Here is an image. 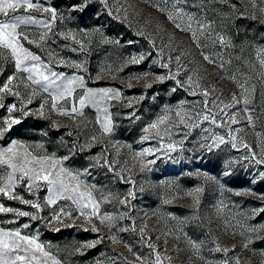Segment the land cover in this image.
<instances>
[{
  "label": "rangeland",
  "instance_id": "374dc122",
  "mask_svg": "<svg viewBox=\"0 0 264 264\" xmlns=\"http://www.w3.org/2000/svg\"><path fill=\"white\" fill-rule=\"evenodd\" d=\"M32 3L0 13L34 21L0 47V230L43 249L0 264H264V3Z\"/></svg>",
  "mask_w": 264,
  "mask_h": 264
},
{
  "label": "snow or ice",
  "instance_id": "6c2138e0",
  "mask_svg": "<svg viewBox=\"0 0 264 264\" xmlns=\"http://www.w3.org/2000/svg\"><path fill=\"white\" fill-rule=\"evenodd\" d=\"M261 3H264V0H261ZM22 6L25 7L26 9H33V8L39 7L37 4H33L32 0H0V13L7 14L8 9L15 10V9H18ZM43 11H51L53 13V19L55 18V10L54 9L44 8ZM261 11L264 12V8H262ZM168 18L173 19V17L171 15H169ZM32 22H34V21H32L31 17H15L11 22L0 21V47H4V48H8V49L12 50L13 54L16 56V67L17 68H19L20 65L24 62V60H22L20 58L21 53L24 54L25 59H27V57L31 56L32 54L27 52V49H24L22 47V45H20L19 38L16 34V28L18 25H21V24L26 25V24H29ZM177 27H179V24H177ZM221 42L223 43L222 38H221ZM32 59L38 60L39 57L32 56ZM140 59H143V57H141ZM205 59H207V57H205ZM261 64H264V60L261 61ZM33 67L35 68L36 65H33ZM44 79H47V77H44ZM160 79H163V77H160ZM11 80H12V77H9L8 83H11ZM71 83H73V81H69V84H71ZM5 90L10 91V89H8V87H7V84H5L3 86V88H0V91H5ZM65 91H68V89H65ZM101 91L105 95H107L110 90L109 89H101ZM84 100H85V98L80 99L81 106L84 105ZM244 103L245 104L249 103L247 98L244 99ZM53 106H55V105H53ZM73 111H76V109L73 108ZM167 119H168V117L166 115L161 116L158 118V120L155 123L149 125V127L150 128H156L158 126V124L164 123V121ZM14 122L18 123L19 121H14ZM8 127H11V124H9ZM103 127H104V130L106 132L110 130L108 124H104ZM145 131H147V129H145ZM14 148H15V144H13L12 147L7 148L4 153H0V165H8L9 167L13 168V171H15L16 166L12 163V161L10 159H3L2 156L6 153L13 152ZM65 159H67V157H65ZM21 171H23V169H21ZM24 174L27 175V173H24ZM38 178L43 179V180H48L47 175L42 176V177L38 176ZM13 179H14V176L11 173H9L8 174L9 182H11ZM49 183H52V181H49ZM197 191H199V189H197ZM0 193L8 195L9 191L6 188H0ZM13 198H15V197H13ZM49 202H51V200ZM24 203H30V202L24 201ZM32 206L35 208H39L38 204H34ZM92 207H93L94 213H96L98 206L93 204ZM0 211H13V209H10V208L5 209L3 207H0ZM19 215L27 216V215H29V213L20 212ZM56 219H59V217H56ZM105 219H111V217H105ZM25 226H27V225H25ZM262 227H264V226H262ZM20 241L27 242L28 244H35L37 249H40V250L43 249V245L37 244L33 238H30L28 236H21L18 231L15 233H10V232H4L3 230H0V255H3L8 251H14L16 247L20 246ZM45 255H47V253H45ZM18 258L21 260L24 259V257H18ZM12 264H15V262L13 261Z\"/></svg>",
  "mask_w": 264,
  "mask_h": 264
}]
</instances>
